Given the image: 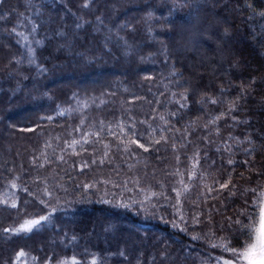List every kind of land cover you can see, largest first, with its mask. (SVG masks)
I'll return each instance as SVG.
<instances>
[{
  "label": "trees",
  "instance_id": "obj_1",
  "mask_svg": "<svg viewBox=\"0 0 264 264\" xmlns=\"http://www.w3.org/2000/svg\"><path fill=\"white\" fill-rule=\"evenodd\" d=\"M89 3L91 7L85 0H48L41 8L39 0H0V16L11 9L0 20V264H198L206 253L220 257L213 264L225 259L242 263L260 226L264 151L248 157L235 151L232 156L224 141L232 146L233 138L259 140L264 133V0H202L199 18L190 25L185 21L193 0ZM173 3L176 26L162 28L161 17ZM59 30L66 33L63 39L51 35ZM29 42L38 63L49 68L43 76L14 59L26 60ZM173 65L182 74L179 85L171 75ZM10 68L22 75L5 77ZM250 81L252 91L231 110L237 121L220 116L241 82ZM185 87L192 89L189 107L180 109L176 99ZM177 110L180 117H170ZM160 115L170 120L172 130L156 143L164 126ZM133 123L147 146L145 151L132 145L134 155L116 147L119 126L127 132ZM109 124L116 135L109 134ZM83 131L90 133L86 143ZM97 131L99 137L92 135ZM72 140L79 143L73 146ZM174 140L177 149L171 146ZM229 158L233 165L227 164ZM245 159L252 163L244 165ZM229 176V188L237 186L233 196L213 184ZM89 181L98 187L83 193L82 185ZM45 187L53 192L51 204L59 198L65 206L53 213L41 205L38 197ZM125 187L133 188L124 191L125 201L157 195L143 207L102 202L114 195L119 199ZM208 187L214 191L208 193ZM173 188L181 192L179 204ZM82 194L85 199L78 200ZM237 208L242 214L234 215ZM45 212L51 219L31 230L3 231ZM229 215L242 221L228 236L234 252L221 255L210 251L209 240L193 239L194 233L203 236L209 229L221 237L218 228Z\"/></svg>",
  "mask_w": 264,
  "mask_h": 264
},
{
  "label": "snow or ice",
  "instance_id": "obj_2",
  "mask_svg": "<svg viewBox=\"0 0 264 264\" xmlns=\"http://www.w3.org/2000/svg\"><path fill=\"white\" fill-rule=\"evenodd\" d=\"M48 2V0H39V6L41 8L44 7V5ZM85 3L88 7H91L92 4L89 3V0H85ZM201 4H202V0H193V3L190 6L189 9V15H188V19L187 21H185L186 24H192L194 21H196L199 18V13L201 10ZM248 7H252L251 3L247 4ZM185 7V5L183 3L179 4V8L183 9ZM177 8V4L173 3V5L168 9L167 12V16L166 17H161V24L160 27H169V28H173L176 26V21L172 18L174 15V9ZM11 9H4V14L2 16H0V20H4L6 19L9 15H10ZM260 15L264 16V11H262L260 13ZM97 21H101V17L98 16ZM125 23L126 27L131 29L133 27V25L130 22H122ZM77 29L80 27L79 25L76 26ZM4 31H7V29H4ZM12 31H15V29H13ZM228 29H225V33H227ZM51 35H53L55 38L58 39H63L66 36V33L63 30H59L55 33H52ZM117 36H119V31H117L116 33ZM261 43L264 44V25H261ZM120 39H124V38H120ZM35 43L37 45L42 44L43 41L42 40H36ZM107 46V45H106ZM165 52L167 53V49L165 50ZM14 59L16 60L17 65H21L24 63H27L30 67H34L35 68V72L40 74L41 76H43L45 73H47L49 71V68L46 67L44 64H39L38 63V56L33 54V47L31 45V42H29V46L27 48V58L22 59L20 56L14 57ZM165 59L167 60V55H165ZM13 73H15L16 75H22V73H20L19 69L17 68H10L9 71L7 73H5V77H10ZM171 75L175 76L177 78L176 80V84L179 85L181 83H183L182 78H181V73L176 70L175 66H172V70H171ZM24 79H28L27 75H24L23 77ZM255 78H253L254 80ZM251 81L249 84H243L241 82L239 89L236 93V96L233 97L232 99L227 101V109L224 111H221L220 116H224V115H228L230 116L231 120L233 122L237 121V116L236 115H232L231 110L232 109H236L238 108V105L241 101L246 100L247 96L250 94V92L252 91L251 88ZM192 89L190 87H185L184 91L182 93L179 94V99H176V103H178L180 105V109H186L189 107L187 100H188V96L190 95ZM221 91H225V89H221ZM75 96V93L73 94ZM176 96L175 94H173V96L171 97V99H175ZM218 100H213V103H217ZM63 111V110H62ZM153 111L155 112L156 110L153 109ZM170 117L172 118H179L180 117V111H172L170 114ZM53 117L52 116H47L46 119L51 120ZM159 119L161 121H163L164 126L159 128V132L160 135L158 137V139H156L154 142L159 143V141H164L167 139V137L165 136V132L166 131H171V125H170V120L166 119L164 115H160ZM83 122V121H82ZM103 123V122H102ZM209 123H215V120L210 121ZM109 128V134L110 135H116L115 132L111 131L112 125L109 124L108 125ZM149 128H151V125H149ZM204 128L207 129L208 128V124L204 125ZM102 130V129H101ZM77 131H79V129H77ZM119 131L122 134V136H127V139H123L122 136H118L117 139L120 141V143L116 146L117 149H119L120 145L123 146V149L125 150V152H131V154H135V150L131 148L132 145H136L138 146L140 149H144L145 151H147V146L145 143L141 142V139L137 138L138 136L142 135V133H140L137 128L136 125L133 123L131 128L125 132V128L123 126H119ZM153 131H155L153 129ZM176 131H179L178 129ZM217 131H219V129H217ZM100 131H97L95 133H92V135H95L97 137L100 136ZM90 133L88 131H83L82 135H81V140L84 141L85 143L87 142V139L89 137ZM231 137V134H229ZM206 138V137H205ZM247 142V147H241V145ZM77 143H79V141L77 140H72V145H76ZM225 143V147L227 149V151L230 153V155L235 156V151H240L244 154L245 157L251 156L254 152H256L257 150L260 151H264V133L260 134V139L259 140H254L250 135H245L244 140H240L238 137L237 138H233V145L229 146L227 141H224ZM172 148L173 149H177L178 148V143L174 140V142L172 143ZM107 147V145H106ZM82 151H86V149H81ZM73 151H75V148L73 147ZM105 155H107V153H105ZM205 156L207 157V154H205ZM101 164L104 163V160L100 161ZM234 160L232 158H229L227 160V164L228 165H233ZM252 163V161L245 159L243 161L244 165H250ZM87 164H82L81 167H87ZM194 175L193 172H188V176L189 178H191ZM261 175H264V171L261 172ZM204 173H201V177L203 178ZM69 179H71V177H69ZM230 180H231V176H229L228 179H225L222 183L217 179L213 181V184H215L216 186H218L219 189L224 190L226 188L229 189V196H233V189H236V185L235 184H231V187L229 188L230 185ZM103 183L107 184L108 181L104 180L102 181ZM203 182V179H202ZM127 183H129L127 180L124 182L125 186L127 185ZM139 186V181L137 180L134 184V187H138ZM12 187L16 188L18 187V185L16 183H12ZM78 187H80V185H78ZM98 184L96 183H92V182H86L83 183L82 185V190L83 193H87L89 192L91 189L97 188ZM113 187H121V185H116L114 184ZM189 187L188 184H184L183 185V189L187 190ZM61 188H63V185H61ZM64 191H67V189H63ZM174 192H176V203L179 204L180 203V196H181V192L179 190H177L176 188L172 189ZM24 191L28 194V196H33V192L29 191L28 188H25ZM124 191L127 192H132L133 188H127L125 187L124 190H122L120 192V198L118 199L115 195L112 197V199H104L102 202L105 204H110V203H115L118 206H122L125 208L128 207H135V205L137 203H139L141 205V207H143L144 202L147 201L149 199V196H155L157 195L155 192H149L148 195H145L144 198L142 200H136L133 199L131 196L128 197L127 201H125L123 199L124 197ZM145 191L144 188H140V192L143 193ZM214 191L213 187H208L207 188V192L208 193H212ZM245 191H247V189H245ZM105 195H107V193H105ZM216 195H219V193H216ZM239 195H244V193H239ZM261 197H264V190H261L260 193ZM44 197H47L49 199H45ZM53 197V192L45 187L43 189V193L41 196L38 197L39 199V203L41 205H44L47 208H51V211L54 213L57 211L58 207H63L65 206V202L61 201L59 198H56V204L53 205L49 202V200ZM78 200H83L85 199V196L82 194L80 195L78 198ZM5 203H7V201H4ZM258 205H259V217H260V225H261V230L264 231V199H260L257 201ZM222 205H225L226 207V202L222 200ZM12 206L15 207V201H12ZM243 209L242 208H237L235 210L234 215H239L242 214ZM200 213L197 212L195 214V216H199ZM46 219H51V215L48 212H45L43 215H39L36 218H25L22 220V222L18 223V225L16 226H12L9 228H5L3 229V231L5 233H17V232H21V231H28L33 229L34 226L39 225V223L41 221H45ZM193 219L195 220V217H193ZM226 222H221L218 231L224 235H222L221 237H217L216 236V232H213L211 229H209V232L206 235H200V234H193V239L194 240H209L210 241V251L212 252H219L221 255L225 254V253H230V252H234L235 249L230 247L229 244L227 243L228 240V236L232 234V230L237 228L242 221L241 220H234L233 215H229L226 218H223ZM174 227H176L177 225L174 224ZM182 231H184V228H181ZM163 255V253H162ZM198 255V254H197ZM220 257L219 256H212L210 254H205L204 256H200L199 257V261L198 264H213L214 260H218ZM73 261H75V257H73ZM44 264H48V261H45ZM58 264H65V262H58ZM93 264H95V261L93 260ZM223 264H230L229 260L225 259L223 261Z\"/></svg>",
  "mask_w": 264,
  "mask_h": 264
},
{
  "label": "rangeland",
  "instance_id": "obj_3",
  "mask_svg": "<svg viewBox=\"0 0 264 264\" xmlns=\"http://www.w3.org/2000/svg\"><path fill=\"white\" fill-rule=\"evenodd\" d=\"M263 231L261 225L257 231L252 247L246 252L240 264H259L264 260V246L262 244Z\"/></svg>",
  "mask_w": 264,
  "mask_h": 264
},
{
  "label": "water",
  "instance_id": "obj_4",
  "mask_svg": "<svg viewBox=\"0 0 264 264\" xmlns=\"http://www.w3.org/2000/svg\"><path fill=\"white\" fill-rule=\"evenodd\" d=\"M262 244H263V246H264V231H263ZM259 264H264V260H263L261 263H259Z\"/></svg>",
  "mask_w": 264,
  "mask_h": 264
}]
</instances>
